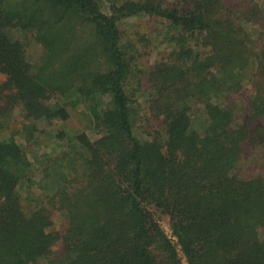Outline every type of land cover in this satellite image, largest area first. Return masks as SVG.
Instances as JSON below:
<instances>
[{
  "label": "trees",
  "instance_id": "obj_1",
  "mask_svg": "<svg viewBox=\"0 0 264 264\" xmlns=\"http://www.w3.org/2000/svg\"><path fill=\"white\" fill-rule=\"evenodd\" d=\"M0 75V264H264V0H0Z\"/></svg>",
  "mask_w": 264,
  "mask_h": 264
},
{
  "label": "rangeland",
  "instance_id": "obj_2",
  "mask_svg": "<svg viewBox=\"0 0 264 264\" xmlns=\"http://www.w3.org/2000/svg\"><path fill=\"white\" fill-rule=\"evenodd\" d=\"M155 23H152L151 20L148 19L147 16H132L122 19L119 22V27L122 31L123 40L126 45L130 47V49H134L135 53L138 54L137 49H141L142 46H147L148 43L152 42L154 45L158 42V38H156L155 32H152L155 28ZM152 32V33H151ZM13 35L19 37L23 40V42L27 46V50L29 55L33 58H37L41 52V46L39 43L32 39L29 34L22 33L15 29ZM151 37V39H150ZM149 41H148V39ZM147 39V40H146ZM141 50H144L143 48ZM143 60H139L140 62L147 61V55L143 53ZM3 76L0 75V79ZM59 127L56 125L46 124L44 120L38 121V126L41 129V133L39 137L30 144H27L25 140L21 136H17L18 142L25 146L28 152H30V158L36 159L39 158L42 153H52L57 147V143L60 141L61 144L65 145V140H61L55 138V135L60 130H65L68 132L70 136H74L76 133L80 131H86L91 139H96L99 136V133L94 129L89 128L80 107L77 110L73 111L70 118L62 121H57ZM61 128V129H60ZM139 132V131H138ZM2 137L9 136L8 130H1ZM162 226L168 235L171 234L169 218L164 216L162 218ZM66 224V219L64 215L60 212H56L53 217V225L52 229L62 230ZM183 261L186 264V261Z\"/></svg>",
  "mask_w": 264,
  "mask_h": 264
}]
</instances>
